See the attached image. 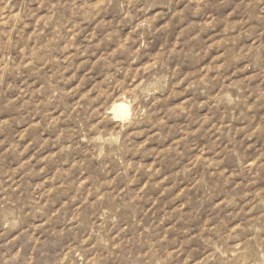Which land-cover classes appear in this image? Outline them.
<instances>
[{
    "label": "rangeland",
    "instance_id": "374dc122",
    "mask_svg": "<svg viewBox=\"0 0 264 264\" xmlns=\"http://www.w3.org/2000/svg\"><path fill=\"white\" fill-rule=\"evenodd\" d=\"M0 264H264V0H0Z\"/></svg>",
    "mask_w": 264,
    "mask_h": 264
},
{
    "label": "bare ground",
    "instance_id": "6f19581e",
    "mask_svg": "<svg viewBox=\"0 0 264 264\" xmlns=\"http://www.w3.org/2000/svg\"><path fill=\"white\" fill-rule=\"evenodd\" d=\"M112 111L116 118H125L128 115L126 107L121 103L116 104L113 107Z\"/></svg>",
    "mask_w": 264,
    "mask_h": 264
}]
</instances>
